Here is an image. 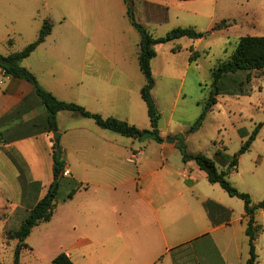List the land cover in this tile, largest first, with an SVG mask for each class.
I'll return each instance as SVG.
<instances>
[{"label":"crops","instance_id":"obj_1","mask_svg":"<svg viewBox=\"0 0 264 264\" xmlns=\"http://www.w3.org/2000/svg\"><path fill=\"white\" fill-rule=\"evenodd\" d=\"M4 40L13 45V38ZM13 51L10 47L0 50L5 55ZM30 56L22 64L58 98L147 128L138 123L143 116L135 112V102L138 108L145 109L141 96L144 84L139 76L125 70V61L85 60L82 76L64 82L57 80L54 71V83L48 86L39 71L57 67L59 62L36 65L26 61ZM64 113L57 114L60 134L56 141L53 131L48 130L46 108L32 84L0 70V195L10 201L7 194L12 185L16 186L21 202L14 212L25 209L28 215L48 192L54 181V144L67 148L69 174L60 181L63 191L56 198L51 220L45 222L41 232L42 236H49L52 231L55 255L51 258L65 252L76 264H233L230 245L234 240L229 234V239L220 234L222 227L232 225L230 203L223 198L214 199L213 195H201L195 191L196 182L189 180L196 174L208 180L205 171H196V164H187L184 171L176 173L165 165L158 167L148 154L150 140L142 145L119 138L106 132L111 130L81 120L82 116ZM61 119L68 120V125L62 127ZM161 144L173 151L176 148L167 141ZM167 157L164 155L162 160L166 162ZM74 189L73 196L67 198ZM207 200L214 202L211 212L204 205ZM243 218L247 223L245 211ZM28 237L20 259L24 249L35 248L27 242ZM259 238L258 234L255 243ZM238 256L241 260L242 255Z\"/></svg>","mask_w":264,"mask_h":264},{"label":"rangeland","instance_id":"obj_2","mask_svg":"<svg viewBox=\"0 0 264 264\" xmlns=\"http://www.w3.org/2000/svg\"><path fill=\"white\" fill-rule=\"evenodd\" d=\"M131 7V17L154 38L164 37L171 29L179 26L194 27L203 33L199 39L182 37L155 45L156 56L152 59L155 87L152 96L161 113L160 134L165 137L179 135L190 154L204 153L214 159L215 152L222 151L229 162L262 123L249 150L239 155L238 166L228 174V179L238 190L249 193L254 202L263 200L264 69L232 74L231 77L244 81L249 74L251 81L236 83L229 90L248 92L219 94L217 103L207 113L202 126L195 131L190 129L214 88V68L236 48L240 37L264 36V0H133L130 10ZM131 17L124 0H0V50L5 51L7 47L14 51L22 50L37 38L47 19L53 25L51 35L26 60L36 65L45 61L59 62L57 67H46L39 71L45 85L54 83V71L57 80L64 82L70 81L73 76H82V64L85 60L94 59L125 61V70L134 77L139 76L145 84L146 79L139 67L138 58L140 33L132 25ZM223 21L228 24L227 27L215 29ZM10 37L14 40L11 46L4 40ZM191 47L199 52L193 62H189ZM69 64L71 67H68ZM228 82V79L224 80L222 86L229 87ZM135 108L137 115L144 119L139 117L138 123L149 128L150 119L145 103L144 110L138 108L136 102ZM64 112L67 114L70 111ZM79 118L91 124L96 123L89 117ZM61 123L65 127L68 120L61 119ZM57 132L60 134V131ZM106 132L142 145H147L146 140H150L148 154L152 161L158 167L165 165L166 169L174 173L184 171L187 164H196L194 160L185 162L178 147L173 151L153 139L139 141L114 131ZM69 137L72 138V135ZM64 149L65 154L67 148ZM164 155L168 156L166 162L162 160ZM228 162H216V165L219 170H228ZM195 166L196 171L204 172L197 164ZM189 180L196 182L195 191L201 195H213L214 199L223 198L230 203L233 209L232 225L222 227L220 234L227 239L230 235L234 240L230 245L233 250L232 263L247 264L249 245L247 223L243 218L244 201L230 196L219 184L200 179L198 174ZM62 184L58 188L57 197L63 191ZM15 187L12 185V191L7 194L10 201L3 200L4 197L0 195V264H15V249L19 241L10 238L9 233L16 230L19 222L27 216L25 209L14 212L21 202ZM255 219L260 226L259 242L255 243L258 255L256 264H264V209L256 212ZM42 223L28 237L27 242L35 248L22 251L20 264H52L51 256L55 255L52 251V231L49 236H42L45 222ZM236 248L237 254L234 253ZM47 249L50 251L47 252ZM238 254L242 255L241 260Z\"/></svg>","mask_w":264,"mask_h":264},{"label":"trees","instance_id":"obj_3","mask_svg":"<svg viewBox=\"0 0 264 264\" xmlns=\"http://www.w3.org/2000/svg\"><path fill=\"white\" fill-rule=\"evenodd\" d=\"M128 5V15L131 17L130 3L133 0H124ZM132 25L140 33V49H139V64L142 73L145 76L146 83L141 88V96L147 106V113L150 119L149 128H140L135 124L128 122L127 120L119 119L114 116H103L100 113L92 112L85 106L58 98L52 91L46 89L39 81L38 77L25 65L22 61L31 55V53L46 40L48 35L52 32V23L50 20H45L42 27L39 30L37 38L30 42L25 48L19 51H13L7 55L0 53V70L4 75L25 79L33 86L35 94L39 97L41 102L46 108L48 116V130L57 131V114L60 111H70L82 117H89L94 119L96 124L103 128L114 131L126 137L134 139L145 140L153 139L159 143L164 141L172 142L178 147L182 153L183 160L185 162L194 160L201 170H204L207 174V178L211 183H218L230 196L238 197L244 201V211L247 219L246 234L249 237V258L247 264H256L258 262V255L256 253L255 240L257 238L260 226L256 224L255 215L260 209H264V199L254 202L249 193L238 190L234 187L228 179V174L237 168L239 163V155L249 150L251 143L256 138L258 130L262 126L260 123L253 131L252 135L241 146L238 153H235L232 159L226 161L225 155L219 151L215 152L214 159L208 157L204 153L190 154L186 151L185 146L179 138V135H167L162 136L160 134L159 122L161 113L152 96V90L155 87V78L152 70V59L156 56L155 45L159 43L174 41L182 37H189L191 39H199L203 37V33L196 30L194 27H175L171 29L166 36L154 38L153 35L133 17H131ZM225 21L219 23L215 29H222L227 27ZM9 43H12L11 39ZM178 49V48H177ZM175 49V50H177ZM191 53L189 56V62H193L197 59L199 52L191 47ZM264 69V36L246 35L239 38L236 48L229 54V56L221 61L213 71L214 88L211 91L210 96L205 102V105L191 127V131L198 130L207 115L212 110L213 106L217 103V96L222 93L231 94H245L248 91L229 90L233 85L244 84V82H250L251 77L247 74L245 81L231 77L232 74L239 73L240 71H253ZM229 80L227 86L224 88L222 83L224 80ZM240 86V85H239ZM241 92V93H238ZM53 175L54 181H58L55 190L52 192L50 185L48 192L37 201V203L30 208L27 217L21 223L20 227L9 233L10 238L17 239L22 242L18 244L15 250V264H19L20 253L22 248L27 247L25 242L26 238L30 235L32 229L42 223L51 220L54 209L56 207V197L60 181L64 176L63 172L66 168L65 154L63 148L59 143H55L53 147ZM216 162L221 164L226 163L228 170H219ZM53 181V182H54ZM75 192L72 190L67 198H71ZM205 207L211 212L214 202L207 200L204 202ZM222 207L219 204H216ZM52 264H76L70 256L61 252L52 259Z\"/></svg>","mask_w":264,"mask_h":264},{"label":"water","instance_id":"obj_4","mask_svg":"<svg viewBox=\"0 0 264 264\" xmlns=\"http://www.w3.org/2000/svg\"><path fill=\"white\" fill-rule=\"evenodd\" d=\"M131 11H132V7H131ZM54 139H55L56 141H58V139H59V133H58L57 131L54 132ZM57 184H58V181H54V182H53V185H52V188H51V191H52V192L55 190Z\"/></svg>","mask_w":264,"mask_h":264},{"label":"built area","instance_id":"obj_5","mask_svg":"<svg viewBox=\"0 0 264 264\" xmlns=\"http://www.w3.org/2000/svg\"><path fill=\"white\" fill-rule=\"evenodd\" d=\"M63 174H64V175H68V174H69V170H68L67 168H65Z\"/></svg>","mask_w":264,"mask_h":264}]
</instances>
